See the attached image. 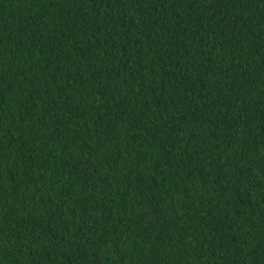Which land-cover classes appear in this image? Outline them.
I'll return each instance as SVG.
<instances>
[{"label":"trees","instance_id":"obj_1","mask_svg":"<svg viewBox=\"0 0 264 264\" xmlns=\"http://www.w3.org/2000/svg\"><path fill=\"white\" fill-rule=\"evenodd\" d=\"M0 264H264V0H0Z\"/></svg>","mask_w":264,"mask_h":264}]
</instances>
